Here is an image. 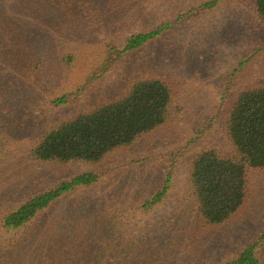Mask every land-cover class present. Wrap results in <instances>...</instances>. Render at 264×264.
<instances>
[{
	"label": "rangeland",
	"instance_id": "1",
	"mask_svg": "<svg viewBox=\"0 0 264 264\" xmlns=\"http://www.w3.org/2000/svg\"><path fill=\"white\" fill-rule=\"evenodd\" d=\"M84 1L90 3L89 10ZM206 1L77 0L65 11L57 0H0V24L8 39L0 40V52L28 55L36 41L51 66L50 72L29 81L28 88L19 89L16 99L9 97L11 103L6 105L10 111L15 108V118L24 116V125L12 129L7 139L0 138L1 209H12L74 175L95 172L100 176L96 185L78 188L57 201L44 223L33 226V239L41 232L47 246L55 245L56 238H63L64 246H73L79 234L65 232L67 221L73 224L71 231L86 224L88 234L98 229L111 237L108 232L113 227L120 231L119 225H124L128 232L141 229L145 235V229L150 231L147 226L153 229L169 217H186L177 212L190 195V171L197 153L214 147L223 149L225 158L236 157L224 140L225 121L243 91L264 85V25L253 0H222L213 10L201 11ZM167 22L173 25L172 31L137 52L116 58L112 46L121 37ZM69 53L75 57L70 64L63 62ZM115 58L111 70L102 73L103 64L110 65ZM5 66L1 73L12 76ZM146 74H158L172 86L170 117L161 128L110 153L98 165L28 159L27 144L36 136L120 96L130 80ZM65 95L66 104L54 103ZM6 109L0 106V124L8 118ZM168 174L172 184L165 202L142 210L140 201L162 187ZM247 182L249 194L242 217L207 235L180 238L187 247L178 255L180 264H223L263 230L264 171H250ZM111 206L114 211H109ZM126 208L133 212L123 220L120 214ZM24 234L31 237L29 230ZM162 235L148 239L160 244ZM116 244L111 247L117 248ZM18 257L17 264H29V255Z\"/></svg>",
	"mask_w": 264,
	"mask_h": 264
},
{
	"label": "trees",
	"instance_id": "2",
	"mask_svg": "<svg viewBox=\"0 0 264 264\" xmlns=\"http://www.w3.org/2000/svg\"><path fill=\"white\" fill-rule=\"evenodd\" d=\"M57 1V6L65 11L77 2ZM221 1L208 0L200 5V10H213ZM84 6L88 9L90 3ZM253 6L259 21L264 25V0H253ZM172 27L167 22L153 30H141L121 37L119 44L112 46L117 51L116 58L139 51L162 38L165 32L172 31ZM5 32L0 24V40H8ZM32 46L33 51L31 49L28 55L0 52V106L3 109L11 103L9 97L16 99L19 89L28 88L29 81L33 79L35 82L41 73L50 72L45 49L37 45L36 41H33ZM74 58L69 53L63 62L70 64L75 61ZM116 58L110 65L103 64L102 73L111 70ZM4 65L6 72L11 71L12 76L1 73ZM67 97L65 95L56 99L54 103L64 105ZM172 100L171 84L158 74H146L130 80L120 96L108 99L92 110L77 114L36 136L34 141L27 144L28 159L64 165H98L110 153L127 148L141 137L161 128L170 117ZM6 110L9 112L8 118L0 124L2 139H7L12 129L23 128L24 125V116L15 118V108L13 111ZM225 139L235 158L223 157V149L214 147L204 149L194 157L189 179L190 195L180 203L177 212L186 217H169L163 225L158 224L153 229L147 226L145 228L150 231L145 229L148 232L145 235L141 234V229L128 232L124 225H119L120 231L113 227L114 230L108 232L111 237L98 229L88 234L86 224L71 231L73 224L67 221L65 232L79 234L71 247L63 245V238H56L53 241L55 245L47 246L48 241L42 237L44 234L40 235L41 232L35 239L32 238L33 226L44 223L57 201L78 188H88L98 183L100 176L95 172L74 175L22 200L12 209L2 210L0 206V264H17L15 259L25 255L30 256L29 264H180L178 255L187 250L184 247L186 240L180 238L188 236L192 240L207 235L211 229L242 217L241 212L249 194L248 173L253 170L264 171V85L243 91L229 108L224 126ZM171 184L172 176L168 174L164 185L144 202L140 201L139 207L145 211L162 205ZM187 204L190 206L186 208ZM113 208L109 207V211H114ZM131 212L126 208L120 215L123 220H127ZM109 226L112 227L111 224ZM50 227L45 228L47 238ZM26 230L31 232L30 238L24 234ZM115 231L117 234H114ZM20 234L23 238H19ZM153 235H162L160 244L154 242L153 238L148 239ZM116 242L114 246L117 248L111 247ZM157 245L159 248L155 249ZM36 255L35 259L33 256ZM223 264H264V228L235 258Z\"/></svg>",
	"mask_w": 264,
	"mask_h": 264
}]
</instances>
